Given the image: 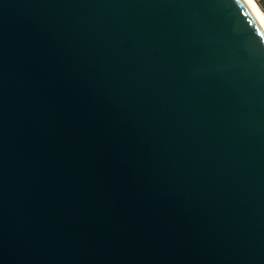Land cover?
Masks as SVG:
<instances>
[{"label":"water","instance_id":"95a60500","mask_svg":"<svg viewBox=\"0 0 264 264\" xmlns=\"http://www.w3.org/2000/svg\"><path fill=\"white\" fill-rule=\"evenodd\" d=\"M0 264H264L250 0H0Z\"/></svg>","mask_w":264,"mask_h":264},{"label":"bare ground","instance_id":"6f19581e","mask_svg":"<svg viewBox=\"0 0 264 264\" xmlns=\"http://www.w3.org/2000/svg\"><path fill=\"white\" fill-rule=\"evenodd\" d=\"M250 1L253 4V6L255 7V9L257 10V12L262 17V19L264 20V13H263L262 9L260 8V6L258 5L257 1L256 0H250Z\"/></svg>","mask_w":264,"mask_h":264},{"label":"rangeland","instance_id":"374dc122","mask_svg":"<svg viewBox=\"0 0 264 264\" xmlns=\"http://www.w3.org/2000/svg\"><path fill=\"white\" fill-rule=\"evenodd\" d=\"M256 1L264 13V0H256Z\"/></svg>","mask_w":264,"mask_h":264}]
</instances>
